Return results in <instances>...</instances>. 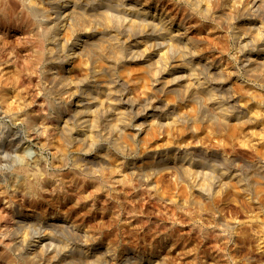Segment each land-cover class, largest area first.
Wrapping results in <instances>:
<instances>
[{"label": "rangeland", "instance_id": "374dc122", "mask_svg": "<svg viewBox=\"0 0 264 264\" xmlns=\"http://www.w3.org/2000/svg\"><path fill=\"white\" fill-rule=\"evenodd\" d=\"M128 1L183 23L185 34L195 41L188 56L207 63L208 74L205 70L201 76L208 83L222 76L226 88L220 87L223 105L234 116L219 124L216 112L201 101L183 100L172 91L146 93L147 76L139 54L134 61L126 58L112 69L105 59H86L90 80L58 95L52 89L58 84L51 83L49 75L59 72L61 64L43 66L33 61L21 26V4L0 0L7 9V14L0 16V264H33L29 246L23 247L19 238L25 231L30 236L45 234L36 218L73 224L75 232H56V243L60 240L63 246L76 250L105 252L103 264H122L124 257L134 254L161 264H264V66L256 70L245 66L250 55L264 61V5L253 11L251 0H202L204 7L211 6L206 15L186 0ZM38 2L43 9L38 20L43 25L53 24L58 10L50 0ZM221 14L227 19L219 18ZM120 16L131 19L126 12ZM250 21L253 28L241 33L237 25ZM95 28L104 27L97 24ZM113 32L124 44L136 41L121 29ZM158 40L153 35L151 42L155 45ZM161 51L153 50V54ZM173 61L163 67L165 73H173L177 67L185 70L184 64ZM64 64L67 69L68 63ZM123 65L140 67L136 86L121 76L118 67ZM74 71L78 73V69ZM110 75L116 78L118 99L130 119L119 135L132 149L120 153L121 160L143 164L151 152L165 156L151 175L135 177L133 187L113 182L98 187L88 178L91 162L99 154L117 151L103 136L107 116L100 122V138L89 149L81 145L83 141L66 146L57 117L58 111L68 114L75 108L78 97L72 95L85 94L93 80ZM190 105L201 111L195 114L194 124L186 116L179 119L176 113L187 114ZM152 116L162 121L154 134L148 126ZM173 117L174 124L166 123ZM140 123L143 129L133 137ZM176 149L193 161L212 165L199 168L210 175L209 195L198 194L181 173L178 161L166 157ZM122 169V165L116 168ZM30 182L34 187L28 186ZM27 189L30 197L26 199ZM63 258L61 253L51 264H63Z\"/></svg>", "mask_w": 264, "mask_h": 264}, {"label": "bare ground", "instance_id": "6f19581e", "mask_svg": "<svg viewBox=\"0 0 264 264\" xmlns=\"http://www.w3.org/2000/svg\"><path fill=\"white\" fill-rule=\"evenodd\" d=\"M18 1L22 6L21 26L25 29L28 37L29 52L33 61L37 64H43V66L49 63L56 65L59 62L58 64H61L59 72L54 70L49 75L51 83L58 84V87L52 85L53 91L58 95H61L64 91L69 92L72 88L79 89L90 80V72L86 63V59H90V57L105 59L112 69L126 58L134 61L140 55L142 57L140 59L144 60L143 68L147 76L146 93H152V90L172 91L180 95L183 100H191V102L201 101L206 106L205 108H211L216 112L215 115L219 124H225L234 116L223 105V96L221 95L223 89H220L224 85L222 76L217 77L214 82L208 83L201 76L202 72L209 70L207 63L195 62L188 56L191 54L190 47L195 44V41L185 34L182 22H174L168 15L153 12L149 7H138L135 2L128 0H50L51 4L58 10L57 15L53 17V20H55L53 24L46 23L43 25L38 20V16L43 15V9L38 6V0ZM186 1L194 5L196 9L205 12L206 15L211 12V6L206 5L204 7L202 0ZM249 2L253 11L254 9L255 11L263 9L262 5L264 4L262 3L264 0H251ZM44 12L47 13V10L44 9ZM123 12L128 13L131 19L123 20L120 16ZM3 14H7V9L4 5H0V16ZM10 17H14V15ZM219 18L227 19V15L221 14ZM8 20L13 19L8 18ZM250 22H248L250 25H241L240 23L241 27L237 25L241 33H246L253 28L252 21ZM97 24L103 25L104 28L97 30L95 28ZM117 28L126 32L128 36L134 37L136 41L129 44L120 42L113 32ZM153 35L159 39L155 45L151 42ZM256 37L260 39L258 34ZM70 44H72L71 49L69 47ZM188 48H190V54L188 53ZM161 49V53L153 54V50L159 51ZM137 54L139 55L137 56ZM176 56L178 59H175ZM172 59H174L173 62L184 64L185 70L181 71L179 70L180 67H177L178 69L173 73H165L164 68H167V64ZM64 62L68 63L69 67L67 69L63 68ZM245 66H252L251 70H256L264 66V61H260L259 58L250 55L245 61ZM75 68L78 69V73L74 71ZM118 68L125 80L131 82L134 86L137 85L139 82L137 70L140 67H135L136 70L130 65H123ZM208 70L206 71L207 74ZM209 75L212 74L210 73ZM93 81L95 83L89 90H85V94L75 97L70 94L73 99L78 97V100L75 99V108L71 112L63 114V111H58L57 113L59 122L62 124L63 142L66 146H69L74 143L81 144V141H83L81 145H84V148L93 147L97 142V138H100L101 131L99 127L101 119L107 116V121L105 122L106 131L103 136L107 141L110 140L109 143H113L112 145L115 146L117 151L115 153H112L114 151H106L104 153L102 150L103 153L99 154L91 162L93 166L90 165L88 172L92 175H88V178H90L92 184L98 187L106 182L119 183L124 187H133L135 177L142 179L151 175L157 168V164L165 156L151 152V155L143 164L135 163L131 160L128 162L121 160L120 153H128L132 149L130 144L120 138L122 135H119L129 124V113L118 99V90L115 85L116 78L113 75ZM3 100L4 102L6 101L4 98ZM135 102L133 100V104ZM11 110V107L7 105V111ZM202 110L205 109L203 108ZM198 111L201 112L200 108L196 109L190 105L187 114L181 110L176 111V113L178 112L179 119L185 120L186 116L188 122L194 124L197 119L195 114ZM109 115H112L113 118H110L111 116ZM160 118L152 116L148 121V126L153 134L158 133L160 130V125L162 124ZM175 122L176 119L173 117L169 118L166 123L174 124ZM142 129L140 123L136 126L135 132L137 133L132 136H137ZM104 150H107V148H104ZM166 157L170 160L178 161V168L181 173L192 183L198 194L202 196L210 194V175L206 171L205 173L199 170L201 167L211 168L212 165L210 163L205 160L193 161L187 157L185 152L177 149ZM59 163L61 165L64 163L63 157L59 159ZM121 165L123 169L119 172L116 168ZM39 176L43 180V173H40ZM221 176L225 178L226 174L223 173ZM28 186L34 187V183L30 182ZM28 192L27 189L25 193L26 199L30 197H27ZM40 220L36 218L35 223L43 224L46 229L44 235L30 236L29 231H25L19 238V243L23 247L29 246V261L33 264H39V261H42L43 264L57 262L59 260L58 255L61 253L64 255L63 259H65L63 264H101L102 261L104 263L107 255L104 254L105 252H101L103 254L99 253L98 249L81 248L82 250H79L77 248V251L68 244L69 247L63 246V244L65 245L64 241L63 244L59 243L60 240L57 241L59 244L56 243L58 237L56 232L59 230H66L70 233L75 232L73 224L67 220L57 222L54 218ZM32 221L34 219H29L28 222ZM228 225L226 224V226ZM152 256L156 257V253H153ZM149 261V258L134 254L124 257L123 263L161 264L156 259L152 262Z\"/></svg>", "mask_w": 264, "mask_h": 264}]
</instances>
